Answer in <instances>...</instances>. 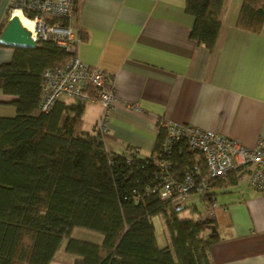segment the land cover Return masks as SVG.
Returning <instances> with one entry per match:
<instances>
[{"label": "trees", "instance_id": "16d2710c", "mask_svg": "<svg viewBox=\"0 0 264 264\" xmlns=\"http://www.w3.org/2000/svg\"><path fill=\"white\" fill-rule=\"evenodd\" d=\"M223 1H185L197 42L213 46ZM236 25L260 31L264 0H241ZM11 48L10 60L0 63V93L10 97L0 103L13 108L11 115H0V264H49L63 239L64 251L74 256L71 264H213L210 248L221 240L215 216L204 218L194 203L187 204L191 198H162L156 162L168 160L177 179L198 164L199 175L212 187L243 168L209 177L203 157L184 138L161 155L165 130L160 125L148 156L135 149L108 150L96 123L90 130L83 127L84 101L58 98L47 110L39 107L43 71L63 67L70 54L52 40ZM214 194L197 199L204 205ZM156 215L167 237L163 246L156 240ZM75 227L98 232L101 240L75 237Z\"/></svg>", "mask_w": 264, "mask_h": 264}, {"label": "crops", "instance_id": "0c3cea01", "mask_svg": "<svg viewBox=\"0 0 264 264\" xmlns=\"http://www.w3.org/2000/svg\"><path fill=\"white\" fill-rule=\"evenodd\" d=\"M185 1L77 0L73 24L82 41L76 54L105 72L118 97L104 135L108 150L148 156L160 119L209 129L246 147L264 140V27L237 26L241 0H224L208 47L191 37ZM0 51V61H9L12 48ZM9 98L0 93V102ZM101 110L85 102V130ZM244 173L231 171L212 187L221 237L210 248L213 264H264V191Z\"/></svg>", "mask_w": 264, "mask_h": 264}, {"label": "built area", "instance_id": "2783aa9c", "mask_svg": "<svg viewBox=\"0 0 264 264\" xmlns=\"http://www.w3.org/2000/svg\"><path fill=\"white\" fill-rule=\"evenodd\" d=\"M11 10L18 9L22 14L32 15L31 37L36 41L52 40L70 54L63 67L47 68L41 76L39 107L47 110L58 98L71 97L84 102H97L102 110L96 121V129L105 135L108 116L118 102L113 84L105 72L81 62L76 54L81 35L74 27V0H9ZM56 20H52V19ZM158 125L164 128L165 135L160 151L169 152L170 145L178 138H184L189 147L201 154L207 175L221 177L228 171L241 166L247 173L249 184L256 190L264 191V140L259 139L255 146L246 147L239 140L227 137L209 129H200L187 124H178L160 119ZM164 154V153H163ZM161 177L159 195L174 202H183L193 195L212 191L209 178L199 175L200 166L194 164L177 179L169 171L170 163L158 160ZM217 204L210 200L204 204L202 216H215Z\"/></svg>", "mask_w": 264, "mask_h": 264}, {"label": "rangeland", "instance_id": "374dc122", "mask_svg": "<svg viewBox=\"0 0 264 264\" xmlns=\"http://www.w3.org/2000/svg\"><path fill=\"white\" fill-rule=\"evenodd\" d=\"M8 8V6H7ZM6 8V9H7ZM5 9V10H6ZM17 10H9V12L5 13L3 12L0 23L3 22L4 24L7 22L6 20L9 19V17L13 14V12H15ZM2 51H0V54ZM1 63V61H0ZM11 110V114L13 113V110L10 106H6V105H1L0 104V114H8L10 113ZM195 204V206L197 207L198 211L203 212V202L202 201H198L196 199L192 200H187V204ZM152 221L155 227V235H156V240H157V244L159 246H163L166 244L167 241V237L164 234L163 231V226L162 223L160 221L159 216H153L152 217ZM72 235L81 239H87L90 241H99L101 240V235L98 232H94L85 228H81V227H75L72 231ZM66 243V239H63L61 241V245L60 247L57 249L52 261L49 264H71L72 261L74 260V256L72 254H69L67 252L64 251V246Z\"/></svg>", "mask_w": 264, "mask_h": 264}, {"label": "water", "instance_id": "95a60500", "mask_svg": "<svg viewBox=\"0 0 264 264\" xmlns=\"http://www.w3.org/2000/svg\"><path fill=\"white\" fill-rule=\"evenodd\" d=\"M8 5L9 0H0V20ZM0 45L33 48L37 42L31 37L30 31L21 25L18 17L12 14L0 31ZM212 230H215L214 227Z\"/></svg>", "mask_w": 264, "mask_h": 264}, {"label": "bare ground", "instance_id": "6f19581e", "mask_svg": "<svg viewBox=\"0 0 264 264\" xmlns=\"http://www.w3.org/2000/svg\"><path fill=\"white\" fill-rule=\"evenodd\" d=\"M15 10H17V11L13 12V15H16L18 17V20L22 26H24L26 29H28L30 32H32L33 21L30 18H27L18 9H15Z\"/></svg>", "mask_w": 264, "mask_h": 264}]
</instances>
